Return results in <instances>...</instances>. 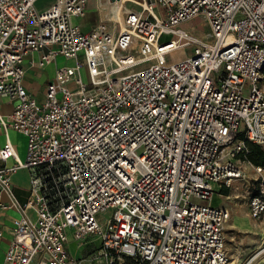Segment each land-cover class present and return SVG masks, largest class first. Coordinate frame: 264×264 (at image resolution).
I'll return each mask as SVG.
<instances>
[{
    "label": "built area",
    "instance_id": "obj_1",
    "mask_svg": "<svg viewBox=\"0 0 264 264\" xmlns=\"http://www.w3.org/2000/svg\"><path fill=\"white\" fill-rule=\"evenodd\" d=\"M37 1L0 0V97L12 105L0 132L27 140L24 161L7 138L0 148V214H20L2 264H228L229 212L207 202L245 179L241 160L254 173L248 213L264 215V167L244 159L246 142L264 148V0H107L120 17L87 32L71 20L90 0ZM195 19L206 35L179 27ZM32 55L30 66L76 65L57 67L38 99L23 84ZM69 238L100 245L79 260Z\"/></svg>",
    "mask_w": 264,
    "mask_h": 264
},
{
    "label": "rangeland",
    "instance_id": "obj_2",
    "mask_svg": "<svg viewBox=\"0 0 264 264\" xmlns=\"http://www.w3.org/2000/svg\"><path fill=\"white\" fill-rule=\"evenodd\" d=\"M101 3V8L96 9L95 4L97 0H90L89 5L92 10L86 17L82 18H72V23L82 24L91 23L92 25L96 24V20L102 15L106 16L111 23L115 15L116 6L113 3H109L107 0H99ZM54 3V0H38L36 2V7L38 9H43ZM128 8H133L129 6ZM181 29L189 32L191 35L196 37H202L206 35L209 29L204 25L202 19H195L187 23H183L179 26ZM191 53V47L182 48L180 50L174 51L167 56L168 61L178 60L184 57L189 56ZM60 63L56 64V68L63 67H74L75 61L72 59H62ZM65 60V61H64ZM80 76L83 82L87 83V74L85 68H81ZM41 94H39L40 96ZM15 132V131H14ZM14 151L19 160L24 161L26 157V146L27 140L26 137L20 133L16 132V138L12 139ZM237 167L243 171L245 179H234L230 186L226 187L224 185H215L213 190L214 194L207 203L226 207L231 215L224 225V236H225V254L227 256L228 264H264V235L261 231H247L240 225H232V217L241 213L248 212L247 208V199L249 196V186L253 182L254 174L246 162H241V160H235ZM27 171V170H26ZM28 184H29V174H28ZM226 188L227 192L225 193L226 197L222 195V188ZM30 188V184H29ZM221 194V195H220ZM108 214V213H107ZM243 215V214H242ZM252 222H255L251 219ZM249 224V222H247ZM89 239L84 246H79L77 242H70L65 244L66 250L72 255L85 257V251L91 253L95 248L98 249L100 245V240L98 238H92L90 243ZM78 247V248H77ZM0 247V264H2L3 252H1Z\"/></svg>",
    "mask_w": 264,
    "mask_h": 264
},
{
    "label": "crops",
    "instance_id": "obj_3",
    "mask_svg": "<svg viewBox=\"0 0 264 264\" xmlns=\"http://www.w3.org/2000/svg\"><path fill=\"white\" fill-rule=\"evenodd\" d=\"M91 10H92V8L88 4V9H87L84 17H86ZM106 18H107L106 16L102 15L100 18H98V20L95 19L97 21L96 24L101 20H105ZM95 25H92L90 22L89 23L83 22L82 24H79L81 30L84 32L89 31ZM60 58H62V57H60ZM36 59H37V55H32L26 59V61L24 63L25 73H24V77H23V84L31 91V93L35 97H37L38 99H41L43 96V92H44V88H45L46 84L48 82H50L51 79L53 78V75H54V72L56 69V64L60 63L61 60H59V58H57L55 63L49 64L43 68H40L38 66H30L29 61L36 60ZM62 59H64V58H62ZM39 94H41V95L39 96ZM11 111H12V105L8 102L7 99L0 97V114H2L5 117H8L9 114L11 113ZM6 138L11 142V144H13L12 139L16 138V132L9 129L7 131V136H5V134L0 132V148L2 147ZM10 163H11V161H9L7 164H10ZM27 180H28V171H26V170H19L16 174H14L11 177V189H12L14 198L17 202H23L29 196V184H28ZM249 189H250V187H249ZM221 194L226 197L225 193L222 192ZM2 200L5 203H8V201H9L5 195H2ZM210 205L216 206L213 204H210ZM217 207L224 208L228 211V209L226 207H221V206H217ZM247 208H248V206H247ZM230 213H231V211H230ZM230 213H229V215H231ZM27 214H28V216H30L31 219H34V214L31 210H27ZM19 216H20V214L15 209H8L4 212H1V214H0V228H1V231L3 233V238L0 240V247L2 249L1 252H3L5 250L9 241L12 238L11 222H12V220L18 218ZM250 218L251 217H250L248 212L241 213L240 216L238 214V215L234 216V218L232 217V221H233L232 225L235 226V225L241 224V226H243V228L247 231H249V230L250 231L252 230L255 232L261 231L262 234L264 235V215L258 220H253L255 222H252V220H250ZM247 222H249V224ZM70 242H73L71 240V238H69L68 243H70ZM68 254L70 256H72L73 258L80 260V259L86 258L89 253L85 251V254H86L85 257L76 256L74 254L72 255L69 252H68Z\"/></svg>",
    "mask_w": 264,
    "mask_h": 264
},
{
    "label": "trees",
    "instance_id": "obj_4",
    "mask_svg": "<svg viewBox=\"0 0 264 264\" xmlns=\"http://www.w3.org/2000/svg\"><path fill=\"white\" fill-rule=\"evenodd\" d=\"M247 154L244 156L245 161L254 166L264 167V149L261 146L246 142ZM223 193L227 192L224 187L221 189Z\"/></svg>",
    "mask_w": 264,
    "mask_h": 264
},
{
    "label": "bare ground",
    "instance_id": "obj_5",
    "mask_svg": "<svg viewBox=\"0 0 264 264\" xmlns=\"http://www.w3.org/2000/svg\"><path fill=\"white\" fill-rule=\"evenodd\" d=\"M122 3L123 8L126 7L128 8L129 6H136L138 5V1L136 0H120V2L118 3V6ZM136 4V5H135ZM115 12H118V15L120 16V12L118 11V9L115 10Z\"/></svg>",
    "mask_w": 264,
    "mask_h": 264
},
{
    "label": "water",
    "instance_id": "obj_6",
    "mask_svg": "<svg viewBox=\"0 0 264 264\" xmlns=\"http://www.w3.org/2000/svg\"><path fill=\"white\" fill-rule=\"evenodd\" d=\"M110 1H112V2H113L114 0H110ZM116 1H119V0H116Z\"/></svg>",
    "mask_w": 264,
    "mask_h": 264
}]
</instances>
